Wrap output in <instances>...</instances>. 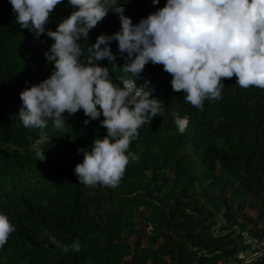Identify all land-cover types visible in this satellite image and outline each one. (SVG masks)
<instances>
[{
	"label": "trees",
	"instance_id": "obj_1",
	"mask_svg": "<svg viewBox=\"0 0 264 264\" xmlns=\"http://www.w3.org/2000/svg\"><path fill=\"white\" fill-rule=\"evenodd\" d=\"M119 3L136 24L166 0L155 6L152 0ZM72 11L63 0L46 30H56ZM119 29L118 14L109 12L81 43L86 50L100 34ZM52 43L21 29L11 4L0 0V213L16 227L0 248V264H245L238 255L253 251L245 232L264 250V89H244L235 76L224 78L221 98L205 100L201 111L185 102L183 92L172 90V77L162 65H146L135 83L164 105L165 115L139 130L129 148L137 159L117 186L89 187L79 184L74 168L83 159L78 149L106 135L102 116L85 125L81 110L64 114L63 129L50 124L46 131L53 138L42 146L41 161L36 156L41 149L34 147L39 130L17 119L20 92L53 72L45 56ZM110 47L118 68L107 59L97 63L108 66L118 83L125 59L118 42ZM172 111L189 118L183 134ZM186 147L194 153H185ZM228 189L235 193L236 209L226 197ZM246 210L252 214L242 219ZM215 218L225 224L220 237L213 230ZM234 226L241 235L237 229L228 233ZM45 231L64 245L78 241L81 250L65 253L49 244ZM259 259L264 264V256Z\"/></svg>",
	"mask_w": 264,
	"mask_h": 264
},
{
	"label": "clouds",
	"instance_id": "obj_2",
	"mask_svg": "<svg viewBox=\"0 0 264 264\" xmlns=\"http://www.w3.org/2000/svg\"><path fill=\"white\" fill-rule=\"evenodd\" d=\"M8 2L21 29L53 41L45 53L52 74L19 94L17 119L23 127L39 130L34 141V147L41 149L36 152L38 161L45 158L42 146L53 138L46 129L50 124L55 130L63 129L65 113L71 116L82 110L88 118L85 125L104 118L100 125L106 135L97 137L90 148L78 149L83 156L74 168L79 184L117 186L126 166L137 159L129 148L139 138V130L154 117L165 115L164 105L135 83L146 65H162L172 77V90L183 92L185 102L201 111L205 100L221 98L224 78L235 76L244 89H264V0H166L162 8L136 24L124 15L119 0H67L73 11L54 31L46 30V24L63 0ZM152 3L158 5L160 0ZM109 12L118 14L119 31L100 34L85 50L81 41L88 40ZM113 41L125 59L118 83L113 82L108 66L97 63L107 59L118 68L110 47ZM170 115L183 134L188 116L181 117L178 111ZM15 231L7 215L0 213V248ZM44 235L65 253L81 250L78 241L64 245L46 231Z\"/></svg>",
	"mask_w": 264,
	"mask_h": 264
},
{
	"label": "rangeland",
	"instance_id": "obj_3",
	"mask_svg": "<svg viewBox=\"0 0 264 264\" xmlns=\"http://www.w3.org/2000/svg\"><path fill=\"white\" fill-rule=\"evenodd\" d=\"M184 152L185 153H188V154H190V155H192L193 153H194V151H193V149H191V148H189V147H186L185 149H184ZM197 188L199 189V187L197 186ZM214 194H219V189H217L215 192H214ZM234 195H235V193H234V191L231 189H228V191H227V199H229L230 201H231V206H233L234 207V209H236V206H237V203H235V200H234ZM207 202H208V200L207 199H203V205H207ZM208 206H213V203H209L208 204ZM219 209H220V211H221V214L223 215L224 213H226V210H225V208H223V207H219ZM250 215V214H252V213H250V211L249 210H246V213H242V214H240V217L243 219V218H245L246 216L245 215ZM216 220H218V224L214 227V231H217V229H220V228H222V227H224L225 226V224L222 222L223 221V219L221 218V219H217V218H215ZM249 228V227H248ZM263 228H264V226H263ZM238 230L237 232H236V235H241L242 234V232L240 231V229H238V226H234V228L232 229V231H230V232H228V233H231V232H233V230ZM244 236H245V238H246V243L248 242H250V240H249V238H248V233L247 232H245L244 233ZM247 245H251V246H253V248H252V252H251V254H247V253H240L239 255H238V258L239 259H243L242 261L245 263V264H262L261 262H260V256H262V255H259V253H263V255H264V250H259L260 248H262V247H260V248H258L257 247V245H252V244H247ZM258 248V249H257ZM257 249V251L255 252L254 250H256ZM150 264H154L153 262H151ZM222 264V263H221ZM229 264H236L235 263V261L233 260V261H231V262H229Z\"/></svg>",
	"mask_w": 264,
	"mask_h": 264
},
{
	"label": "built area",
	"instance_id": "obj_4",
	"mask_svg": "<svg viewBox=\"0 0 264 264\" xmlns=\"http://www.w3.org/2000/svg\"><path fill=\"white\" fill-rule=\"evenodd\" d=\"M214 232H215V236L216 237H220L222 235V232H221L220 229H217V231H214ZM248 238L250 240V242H249L250 244L257 245V243L256 242H253V240L249 237V235H248ZM249 243L247 242V244H249ZM259 255H262V256H260V258L264 256L263 253H259ZM241 260H243V259H241Z\"/></svg>",
	"mask_w": 264,
	"mask_h": 264
}]
</instances>
